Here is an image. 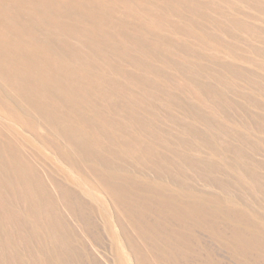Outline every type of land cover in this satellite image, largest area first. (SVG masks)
I'll list each match as a JSON object with an SVG mask.
<instances>
[{
	"label": "rangeland",
	"instance_id": "obj_1",
	"mask_svg": "<svg viewBox=\"0 0 264 264\" xmlns=\"http://www.w3.org/2000/svg\"><path fill=\"white\" fill-rule=\"evenodd\" d=\"M0 155V264H264V0H0Z\"/></svg>",
	"mask_w": 264,
	"mask_h": 264
},
{
	"label": "bare ground",
	"instance_id": "obj_2",
	"mask_svg": "<svg viewBox=\"0 0 264 264\" xmlns=\"http://www.w3.org/2000/svg\"><path fill=\"white\" fill-rule=\"evenodd\" d=\"M26 72L27 70L25 71V73L22 74L19 73L20 76L19 75H11V76L15 78L16 81L20 80L21 82L26 83L31 78L30 77L31 75L27 74ZM31 90L32 92H34L33 89ZM22 96L26 100H37L34 93L26 94L25 92H22ZM2 174L6 175L7 178H9V185L15 188L22 189L25 194H29V196H31V191L29 190V186L26 182V177L23 175V173L17 168L15 164H13L7 158H4L0 155V176H2Z\"/></svg>",
	"mask_w": 264,
	"mask_h": 264
}]
</instances>
